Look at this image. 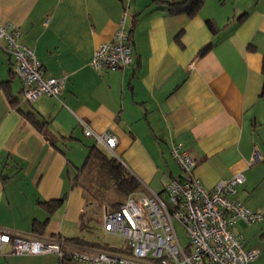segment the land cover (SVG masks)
<instances>
[{
  "label": "crops",
  "instance_id": "obj_1",
  "mask_svg": "<svg viewBox=\"0 0 264 264\" xmlns=\"http://www.w3.org/2000/svg\"><path fill=\"white\" fill-rule=\"evenodd\" d=\"M168 1L0 0V24L19 27L45 75L64 77L58 97L24 100L0 38V231L100 248L90 244L101 243L93 222L81 227L86 197L71 183L89 146L104 148L83 123L115 134L113 153L104 149L139 179L138 193L160 192L180 175L170 151L179 144L206 188L241 172L236 197L264 209V0H203L193 16L170 12ZM123 14L132 63L95 70L93 51ZM53 199L61 200L49 210ZM232 230L259 250L250 264H264V221L239 220ZM79 236L85 242L69 240ZM0 250V264H72L53 253L14 254L7 244Z\"/></svg>",
  "mask_w": 264,
  "mask_h": 264
},
{
  "label": "built area",
  "instance_id": "obj_2",
  "mask_svg": "<svg viewBox=\"0 0 264 264\" xmlns=\"http://www.w3.org/2000/svg\"><path fill=\"white\" fill-rule=\"evenodd\" d=\"M19 28L9 22L0 24L4 50L15 64L22 97L33 101L42 94L58 97L64 77L45 75L32 49L19 41ZM133 61L126 14L119 19L112 37L101 41L89 61L99 71L122 69ZM86 136L113 153L117 138L112 132L95 131L83 123ZM171 155L180 175L171 179L160 192L148 190L127 196L118 208L104 210L101 225L105 232L122 236L125 249L83 250L56 238L23 237L0 231V249L10 246L14 254L53 253L72 264H250L258 255L247 248L244 237L232 230L237 221H264V209H250L236 197L244 175L236 172L206 188L195 175L192 154L172 145ZM257 159L254 151L253 161ZM175 221L186 232L187 243L179 239ZM1 251V250H0Z\"/></svg>",
  "mask_w": 264,
  "mask_h": 264
},
{
  "label": "trees",
  "instance_id": "obj_3",
  "mask_svg": "<svg viewBox=\"0 0 264 264\" xmlns=\"http://www.w3.org/2000/svg\"><path fill=\"white\" fill-rule=\"evenodd\" d=\"M202 3L203 0H171L168 1L167 8L170 12H182L189 16H193L197 13ZM207 26L211 31H215V27L210 20H207ZM209 46L210 45H206L203 51L208 49ZM262 73H264V68H262ZM30 119L34 124L40 126L37 119L33 117ZM71 183L74 186L85 189L88 193V197H86V208L80 214L82 228H88L89 223L96 220L91 215L92 208L95 206V200L106 203L113 209H116L124 202L128 195L138 192L141 188L139 179L125 167L118 157L109 153L104 148L97 146L95 143L89 146V150L82 164L72 176ZM60 200L61 199H53L46 201L44 204L49 210H52L60 203ZM69 240L74 243L85 242L82 236L72 237L69 238ZM86 242L89 243L88 241ZM90 244H95L100 248L117 249L102 243L90 242Z\"/></svg>",
  "mask_w": 264,
  "mask_h": 264
},
{
  "label": "rangeland",
  "instance_id": "obj_4",
  "mask_svg": "<svg viewBox=\"0 0 264 264\" xmlns=\"http://www.w3.org/2000/svg\"><path fill=\"white\" fill-rule=\"evenodd\" d=\"M84 158V155L81 156L80 158V164L82 162ZM83 189V188H82ZM83 193L85 194V197H88V193L85 191V189H83ZM115 197V196H114ZM94 207L92 208V216L96 219L93 220V227H92V231H91V235L93 236L92 238H95L97 241L101 242V243H108L110 245L113 246H121L124 243V239L122 238V236H119L117 234L114 233H109V232H104L101 228V215L103 213V211L106 210H113L112 207H110L109 205H107L106 203L103 202H98L95 200L94 203ZM175 226H176V230L179 236V239L181 241V243L183 245H185L187 243V236H186V232L184 230V227L177 221H175Z\"/></svg>",
  "mask_w": 264,
  "mask_h": 264
},
{
  "label": "bare ground",
  "instance_id": "obj_5",
  "mask_svg": "<svg viewBox=\"0 0 264 264\" xmlns=\"http://www.w3.org/2000/svg\"><path fill=\"white\" fill-rule=\"evenodd\" d=\"M19 28V27H18ZM20 30V29H19ZM20 37H21V32H20ZM20 37H19V41L21 42V43H23L21 40H20ZM24 44V43H23ZM25 45V44H24ZM27 46V45H26Z\"/></svg>",
  "mask_w": 264,
  "mask_h": 264
}]
</instances>
